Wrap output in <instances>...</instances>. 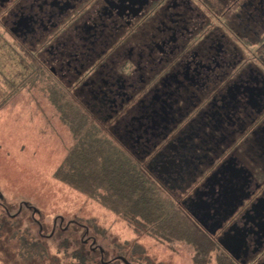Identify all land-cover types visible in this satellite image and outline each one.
Returning <instances> with one entry per match:
<instances>
[{"label":"flooded vegetation","instance_id":"obj_1","mask_svg":"<svg viewBox=\"0 0 264 264\" xmlns=\"http://www.w3.org/2000/svg\"><path fill=\"white\" fill-rule=\"evenodd\" d=\"M0 22L218 254L264 264V0H0Z\"/></svg>","mask_w":264,"mask_h":264},{"label":"rangeland","instance_id":"obj_2","mask_svg":"<svg viewBox=\"0 0 264 264\" xmlns=\"http://www.w3.org/2000/svg\"><path fill=\"white\" fill-rule=\"evenodd\" d=\"M0 37V214L11 219L0 233V264H22L18 239L27 226L33 231L39 226L50 256L61 264H73L57 253L56 246L68 238L57 237L61 230L79 240L83 235L100 264H123L116 258L121 253L133 264H193L188 245L138 236L119 216L54 178L72 135L47 98L50 83L40 77L23 84L14 54L23 51L11 47L12 36L1 22Z\"/></svg>","mask_w":264,"mask_h":264},{"label":"trees","instance_id":"obj_3","mask_svg":"<svg viewBox=\"0 0 264 264\" xmlns=\"http://www.w3.org/2000/svg\"><path fill=\"white\" fill-rule=\"evenodd\" d=\"M10 45L16 49L14 44ZM23 52L16 53L15 50L14 53L18 58L16 64L20 66L18 75L25 78L23 84H33L43 77L41 66ZM48 89L47 98L72 135V143L54 172L55 179L119 216L138 236L144 234L162 244L182 242L188 245L193 250V264L212 261L214 264H232L217 253L214 241L191 221L181 204V194L159 181L145 161L120 144L107 121L98 114L85 111L56 85ZM10 221L7 213L0 214V233ZM66 236L68 238L56 246L58 254L63 252L73 264H100L83 235L79 240L63 230L57 234L58 238ZM133 244L142 251L137 243ZM69 249L70 253L67 252ZM125 255L121 253L116 258L123 264H133ZM17 257L22 264L44 260L61 264L56 257L50 256L39 226L37 231L28 226L21 231Z\"/></svg>","mask_w":264,"mask_h":264}]
</instances>
